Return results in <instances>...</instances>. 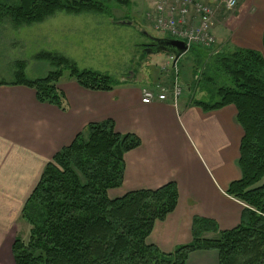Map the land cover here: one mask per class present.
I'll return each instance as SVG.
<instances>
[{"label": "trees", "instance_id": "trees-1", "mask_svg": "<svg viewBox=\"0 0 264 264\" xmlns=\"http://www.w3.org/2000/svg\"><path fill=\"white\" fill-rule=\"evenodd\" d=\"M128 0H0V22L14 27L40 23L56 12L103 13L109 2ZM148 46L155 41L149 39ZM147 46V47H148ZM37 59L50 61L55 70L29 79L24 63L12 81L32 88L39 102L64 108V93L57 86L67 67L80 86L111 90L119 84L110 74L79 69L64 56L39 52ZM223 83L215 88L218 100H193L204 110L233 105L243 134L238 164L241 177L232 181L228 193L243 202L240 223L219 230L200 216L192 220V239L163 253L146 238L155 221L175 209L177 185L169 181L155 189L128 191L110 198L108 190L124 179L123 154L138 145L139 137L120 133L112 119L89 122L73 140L53 154L26 198L20 214L27 222L28 239L15 235L11 253L14 264H186L194 250L214 249L218 264H264V30L262 50L234 47L218 61ZM214 232V237H203Z\"/></svg>", "mask_w": 264, "mask_h": 264}, {"label": "crops", "instance_id": "crops-1", "mask_svg": "<svg viewBox=\"0 0 264 264\" xmlns=\"http://www.w3.org/2000/svg\"><path fill=\"white\" fill-rule=\"evenodd\" d=\"M235 6L233 15L213 17L215 45L261 51L264 0H236ZM58 85L64 93L63 109L39 102L27 86L0 85L1 250L5 251L9 238L12 210L22 208L45 164L87 123L105 119L113 120L117 132L134 133L141 141L123 154L124 179L108 190L110 198L155 189L169 181L177 185L175 209L155 221L147 243L169 253L190 242L195 216L213 220L219 230L240 223L246 205L228 193L230 183L241 177L243 131L233 105L204 110L193 98L182 97L184 91L175 103L168 99L143 103L141 90L149 87L126 82L111 90L87 89L76 81ZM214 236V232L203 233V237ZM186 264H218V253L191 251Z\"/></svg>", "mask_w": 264, "mask_h": 264}, {"label": "rangeland", "instance_id": "rangeland-1", "mask_svg": "<svg viewBox=\"0 0 264 264\" xmlns=\"http://www.w3.org/2000/svg\"><path fill=\"white\" fill-rule=\"evenodd\" d=\"M128 1V4L110 1L103 13L56 12L40 23L20 27L0 22V81L14 80L17 62L21 61L29 79L55 70L50 61L35 57L39 52H50L68 58L79 69L110 74L119 83L146 85L156 92L160 87L168 90L177 77L183 87L182 97L207 103L218 100L215 88L224 81L217 64L220 56L232 48L193 43L175 63L174 57L166 51L147 52L150 40L144 32L157 38L166 37L145 17L154 0ZM207 2L212 4L214 17L218 19L233 15L237 7L227 8L226 0ZM60 68L58 87V84L75 81L67 67ZM263 182L264 176L260 183ZM20 209L18 206L12 210L10 239H6L11 258L15 235L24 242L28 239L29 226L21 217ZM0 264L5 263L0 260Z\"/></svg>", "mask_w": 264, "mask_h": 264}, {"label": "built area", "instance_id": "built-area-1", "mask_svg": "<svg viewBox=\"0 0 264 264\" xmlns=\"http://www.w3.org/2000/svg\"><path fill=\"white\" fill-rule=\"evenodd\" d=\"M236 0H226L225 6L231 8ZM146 19L166 37L181 40L187 46L193 43L210 47L216 43L212 33L214 10L212 4L202 0H154L147 9ZM183 91L179 78L175 77L168 90L160 87L158 91L149 88L141 90V101L171 100L175 103Z\"/></svg>", "mask_w": 264, "mask_h": 264}, {"label": "water", "instance_id": "water-1", "mask_svg": "<svg viewBox=\"0 0 264 264\" xmlns=\"http://www.w3.org/2000/svg\"><path fill=\"white\" fill-rule=\"evenodd\" d=\"M147 35L149 39L155 41L152 46H148L147 52H159L166 51L168 53L173 54L174 61L187 50V45L185 42L177 39H168V38H157L148 35L147 33H143ZM131 76V74H130Z\"/></svg>", "mask_w": 264, "mask_h": 264}, {"label": "bare ground", "instance_id": "bare-ground-1", "mask_svg": "<svg viewBox=\"0 0 264 264\" xmlns=\"http://www.w3.org/2000/svg\"><path fill=\"white\" fill-rule=\"evenodd\" d=\"M0 260L5 264H14L7 245H5V251L0 249Z\"/></svg>", "mask_w": 264, "mask_h": 264}]
</instances>
